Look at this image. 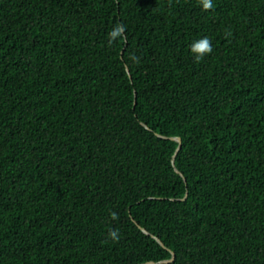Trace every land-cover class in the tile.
<instances>
[{"label": "trees", "instance_id": "1", "mask_svg": "<svg viewBox=\"0 0 264 264\" xmlns=\"http://www.w3.org/2000/svg\"><path fill=\"white\" fill-rule=\"evenodd\" d=\"M172 256L264 264V0H0V264Z\"/></svg>", "mask_w": 264, "mask_h": 264}, {"label": "clouds", "instance_id": "2", "mask_svg": "<svg viewBox=\"0 0 264 264\" xmlns=\"http://www.w3.org/2000/svg\"><path fill=\"white\" fill-rule=\"evenodd\" d=\"M199 5L204 11H208L213 8V0H199ZM123 25L114 27L113 30L109 33V39L111 41H116L117 39H121L124 33ZM213 51L211 41L207 37L200 38L197 41H194L190 45V52L193 54L194 60L196 62L201 61L206 55L211 54ZM115 218V216H113ZM109 237L116 241L119 239L118 232L116 230H112L108 233Z\"/></svg>", "mask_w": 264, "mask_h": 264}, {"label": "water", "instance_id": "3", "mask_svg": "<svg viewBox=\"0 0 264 264\" xmlns=\"http://www.w3.org/2000/svg\"><path fill=\"white\" fill-rule=\"evenodd\" d=\"M171 140H174V141H177L178 142V144H179V146H178V149L180 148V145H181V140L179 139V138H172ZM177 149V150H178ZM173 260V256H172V259L170 260V261H165V262H162L163 264L164 263H170L171 261Z\"/></svg>", "mask_w": 264, "mask_h": 264}]
</instances>
